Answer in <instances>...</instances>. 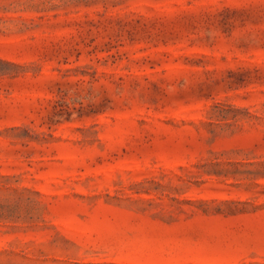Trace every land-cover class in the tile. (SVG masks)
<instances>
[{"label":"rangeland","instance_id":"rangeland-1","mask_svg":"<svg viewBox=\"0 0 264 264\" xmlns=\"http://www.w3.org/2000/svg\"><path fill=\"white\" fill-rule=\"evenodd\" d=\"M0 264H264V0H0Z\"/></svg>","mask_w":264,"mask_h":264}]
</instances>
